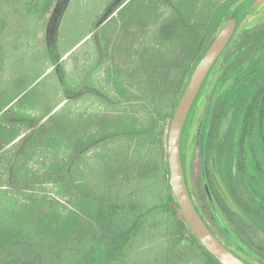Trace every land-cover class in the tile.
<instances>
[{"label": "trees", "instance_id": "1", "mask_svg": "<svg viewBox=\"0 0 264 264\" xmlns=\"http://www.w3.org/2000/svg\"><path fill=\"white\" fill-rule=\"evenodd\" d=\"M238 1L111 0L93 34L48 67L69 99L93 96L99 109L59 115L52 124L51 110L32 114L22 105L23 93L37 79L6 90L3 29L14 20L10 10H17L48 21L54 30L62 0H0V264H134L141 251L158 264L161 254L152 241L157 237L171 264H222L189 228L172 193L167 135L196 62ZM84 39L100 42L101 51L96 49L93 69L87 66L80 80L68 83L64 56ZM10 79L25 80L23 75ZM260 105L264 121V96ZM253 115L250 110L246 120ZM249 133L245 130L244 137ZM241 180L250 196L237 204L249 218L264 220V194L251 190L256 179ZM45 188L48 193L54 188L57 196L42 195ZM233 230L235 249L264 264V249L252 240L242 245L244 234Z\"/></svg>", "mask_w": 264, "mask_h": 264}, {"label": "rangeland", "instance_id": "2", "mask_svg": "<svg viewBox=\"0 0 264 264\" xmlns=\"http://www.w3.org/2000/svg\"><path fill=\"white\" fill-rule=\"evenodd\" d=\"M16 2H22V0H16ZM110 2L111 0H62L61 12L56 13L53 18L54 21H57V27L54 30L50 28L51 24H49L48 21H37L32 15L29 17V14H24V12L15 10L14 13L13 10H10V12L15 15L12 16L10 14V21L13 18L14 20L12 23L9 21L10 27L8 29H3L7 39V49L3 52V54L5 53V57L2 59V62H6L5 73L9 77H7V84L9 87L6 90H20L24 88L29 81L33 82V80L37 79V81L28 87L26 92L22 95V105L25 103V110L32 114H39L46 110H51L52 113L50 116H54L50 121L52 124L58 120L59 115L62 117H70L73 113H87L86 111H88L94 114L98 111L99 107L93 96L82 98L80 97L81 95H79L69 99L67 90L59 81L57 72L52 70L53 67L48 70V67L55 64L57 56L71 49L85 34H93L94 25L100 22L101 18L105 16L108 8L111 6ZM114 14H116V12ZM46 25L47 28L49 25L48 35L45 34L44 30ZM250 26L257 27V37L256 39L254 38L253 41L256 42L257 40L258 49L264 51V8L248 21V25L245 29ZM253 31L255 32V29H252L250 32ZM91 34L88 37H90ZM88 37H86V39ZM86 39L80 42V44L73 49L71 54H69V52V56L68 54L64 56V58L67 57L65 58L64 73L68 83H70L71 80H80L81 76L85 75L87 66L90 65V70L93 69V67H91V62L96 58V49L98 48L99 52L101 51L102 45L100 42L96 41V43H94L93 41H89L84 43ZM13 46L16 47L13 49L14 51L12 50ZM248 46L249 45H247L246 49ZM253 46L254 43L250 45L251 48ZM16 75H23L25 79L24 82L14 84V81H12L10 77ZM65 97H67V99H65ZM204 98L205 93L203 100ZM63 100H65L64 102L68 101L67 104L63 106V108H65L64 110L60 108L64 103H62ZM16 106L18 107V105ZM238 106L237 103L232 105L230 109L232 117L230 122L228 121L229 125H227L223 132H229L228 128H230L232 122L236 120ZM190 136L187 143L189 146ZM224 138L225 137L221 139L217 149L215 148L208 158L209 165L211 166L209 172L212 176V183L215 187L216 195L221 202V207H226L228 211L235 214L231 216V219H224L231 224L230 229L236 237L238 236L235 234L233 228L244 234L245 238H243V242L240 241L242 245H248L249 241L252 240L250 242L252 244L254 243V246L264 249V220L261 217H255V215L253 218H249L242 212L240 206L237 204V202L249 201V189L237 174L235 162L236 153H233L234 158L232 157L229 159L227 156ZM236 142L237 141H235V144ZM189 146L188 156L191 169L189 173L191 182L190 187L200 195L197 201L206 212L208 218L212 220L214 214L209 205V200L204 193L205 187L201 178L202 163L199 159L197 150L195 148L190 149ZM247 152L249 157L248 173H251V170H253L252 168L255 166V162H257V186L264 194V126L257 129L256 134L253 133L251 135ZM34 158L36 157H33L31 166L36 167L39 163ZM45 193L57 196L55 195L54 188H52L50 193H48L45 188L42 191V195ZM220 212L225 213V209H220ZM153 239L152 241L155 242L158 248L156 253L159 252L161 254L158 264H171V260H169L171 257H169L167 253L168 249L166 245H163V247L160 246L159 248V244L163 239L160 237ZM257 250L259 249L257 248ZM262 253V258H264V252ZM136 257L138 259L136 258L134 260V264H155L153 260H148V251H141L138 255L136 254ZM252 260L258 263L257 259Z\"/></svg>", "mask_w": 264, "mask_h": 264}, {"label": "flooded vegetation", "instance_id": "3", "mask_svg": "<svg viewBox=\"0 0 264 264\" xmlns=\"http://www.w3.org/2000/svg\"><path fill=\"white\" fill-rule=\"evenodd\" d=\"M252 29H255L254 33L250 32ZM256 37L257 27H247L234 39L231 47L224 54L207 85L205 98L195 114L189 142L190 149L195 148L197 150L202 163L201 178L213 210L214 218L212 220L214 222L208 218L206 212L196 201L215 232L233 248H235L233 233L226 222L227 220L224 219H230L231 214L226 213L228 211L226 207H221L219 197L216 195L212 176L209 172L211 166L208 158L210 153L215 148L217 149L221 139L225 137V150L228 158H234L233 153H236L235 162L239 178L242 176L255 178L256 189H250L254 192L259 190L257 187V162H255L251 173H248L249 157L247 152L251 135L256 134L257 129L264 126V121H261L260 105L264 96V51L258 49L257 40L256 42L253 41ZM253 43L254 46L251 48L250 45ZM247 45L249 46L246 49ZM234 103L239 105L236 120L228 128L229 132H223L229 125L232 117L230 109ZM250 110L254 112V115L253 120L248 122L246 119ZM245 130L250 131L247 137H244ZM235 141H237L236 144ZM240 161L243 163L240 164ZM208 190L218 209L217 212ZM219 209H225L226 214L222 216ZM219 217L223 218L224 223L220 222Z\"/></svg>", "mask_w": 264, "mask_h": 264}, {"label": "water", "instance_id": "4", "mask_svg": "<svg viewBox=\"0 0 264 264\" xmlns=\"http://www.w3.org/2000/svg\"><path fill=\"white\" fill-rule=\"evenodd\" d=\"M264 8V0H239L196 62L174 108L167 135L169 182L181 214L201 242L222 264H258L226 244L209 224L191 190L186 163V148L193 120L205 90L225 51L248 21ZM208 189V187H207ZM209 192V190H208ZM212 204L217 210L212 195Z\"/></svg>", "mask_w": 264, "mask_h": 264}, {"label": "crops", "instance_id": "5", "mask_svg": "<svg viewBox=\"0 0 264 264\" xmlns=\"http://www.w3.org/2000/svg\"><path fill=\"white\" fill-rule=\"evenodd\" d=\"M77 47V46H76ZM23 106H25V103H24V105ZM52 113V112H51ZM51 113H49V114H51ZM49 114L41 121V122H43L48 116H49Z\"/></svg>", "mask_w": 264, "mask_h": 264}]
</instances>
